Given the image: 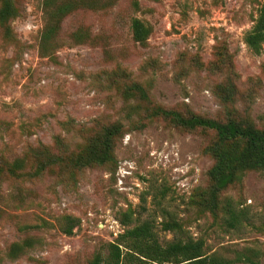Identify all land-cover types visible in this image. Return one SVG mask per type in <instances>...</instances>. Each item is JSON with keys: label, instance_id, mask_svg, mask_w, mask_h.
Instances as JSON below:
<instances>
[{"label": "rangeland", "instance_id": "obj_1", "mask_svg": "<svg viewBox=\"0 0 264 264\" xmlns=\"http://www.w3.org/2000/svg\"><path fill=\"white\" fill-rule=\"evenodd\" d=\"M12 1L18 15L0 26V152L27 166L31 149L44 144L62 163L28 180L11 179L0 165V264H89L143 220L170 241L175 233L160 224L170 218L207 254L231 259L250 250L264 264V169L243 171L212 213L200 197L210 184L206 148L215 132L153 115L162 107L264 127V50L254 54L244 41L263 0ZM68 1L72 8L55 21ZM133 18L150 29L144 44L132 37ZM52 22L57 33L42 44ZM133 81L148 91L137 106L119 92ZM115 121L122 128L114 161L80 170L67 164L89 133ZM128 207L133 219L124 226L120 212ZM64 216L78 220L70 235ZM26 239L32 246L10 258L11 245Z\"/></svg>", "mask_w": 264, "mask_h": 264}, {"label": "trees", "instance_id": "obj_2", "mask_svg": "<svg viewBox=\"0 0 264 264\" xmlns=\"http://www.w3.org/2000/svg\"><path fill=\"white\" fill-rule=\"evenodd\" d=\"M133 6L137 7L136 0H133ZM71 8L70 1L65 2L51 17L58 22ZM17 15V7L12 0H0V26L6 29L8 22ZM57 27L58 25L52 22L42 31V44L48 42L57 33ZM131 31L134 40L141 44L146 42L150 34L149 27L137 18L131 21ZM244 41L254 54H260L264 50V0L258 9L255 23L244 36ZM119 92L125 101L133 100V104L138 100L148 99V91L137 81L121 87ZM153 115H161L173 124L186 129L201 128L215 132V140L206 148V152L214 160L208 171L210 184L201 192L200 197L201 205L212 213L219 207L218 194L229 185L238 182L243 171L264 169V127L258 128L248 120L229 119L221 122L194 114L183 116L176 110L162 107L155 109ZM136 124L141 127L144 123L138 120ZM121 128L122 123L115 121L94 134L89 133L80 153L65 161L71 168L78 170L114 161L113 147ZM57 143H59L58 139ZM61 163V156L52 153L44 144L31 149L27 166L20 158L6 161V157L0 152V165H5V173L16 180L38 178L50 166H59ZM161 194L164 197V193ZM223 208L229 219L236 220L230 200L224 202ZM133 214L134 211L130 207L121 211L120 223L124 226L128 225L133 219ZM63 219L66 224L62 227V231L70 235L78 220L70 216H64ZM160 224L162 230L175 233L170 241L161 242L154 230L153 222L143 220L131 228L124 229L114 241L108 243L107 253H96L89 264H261L255 259L254 255L257 254L251 253L250 250L238 253L231 259L217 253L207 254L203 241L186 237L181 223L174 218L162 221ZM31 246V239H26L21 244L13 243L8 255L15 259L26 247Z\"/></svg>", "mask_w": 264, "mask_h": 264}]
</instances>
